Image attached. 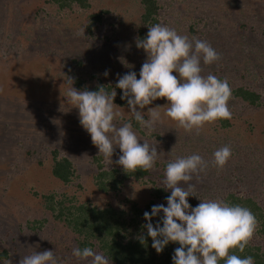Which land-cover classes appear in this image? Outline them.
<instances>
[{
	"label": "rangeland",
	"instance_id": "1",
	"mask_svg": "<svg viewBox=\"0 0 264 264\" xmlns=\"http://www.w3.org/2000/svg\"><path fill=\"white\" fill-rule=\"evenodd\" d=\"M203 1H208L207 5L213 8L214 2L223 3L224 0ZM86 2L88 9H78L75 4L73 10L69 11L60 10L52 0H0V249L5 248L10 257L3 264H19L23 256L34 250L55 251L58 257L64 259V264H87V261L72 255L74 236L65 231L61 224L54 223L49 215H41L38 200L32 198L31 193L66 194L79 203L89 200L92 205L101 207L108 201L126 208L133 202L138 206L146 204L152 199L153 184L160 187L165 179L163 166L160 165L153 172L151 181H124L121 189L113 196H106V199L92 191L89 184L91 157H100L99 162L105 168L118 167L116 161L122 153L117 146L111 157L112 163L99 154L90 134L80 124L79 110L66 98V81L68 77L79 80L78 90L92 88L99 80L113 84L118 80V74H114V71L117 73L120 65L117 63L120 61L116 58L117 53L124 51L126 56L133 55V51H126L133 48L137 32L142 28L138 25V0ZM257 2L251 0L250 3L254 5ZM159 3L158 20L161 24L182 34L187 32L189 39L196 37L206 40L221 55V59L211 65L201 64L202 68H208V73L203 70L202 75H220L228 80L231 87L241 84L251 88L260 95L261 105L252 108L236 101L229 104L232 112L229 129H206L205 136L195 134L196 139H192L190 133L188 145L196 148L190 150L186 148L187 140L183 138L186 133L184 129L165 115L168 101L159 98L162 103L153 101L143 111L146 112L148 107L160 106L156 110L161 113L159 124L163 127L158 124L154 130L140 127L142 133L137 134L149 143H154L152 141L158 135L163 138L161 142L168 141L169 145L163 148L164 151L159 150L157 144V152L161 153L157 161L160 160L161 164L192 154H198L208 162L206 171L191 181L195 185L194 196L188 198L192 207H196L200 200H222L230 192L241 196L253 195L256 202L264 206V81L262 75L251 69L255 65L264 72V54L256 56L252 66L241 59L237 62L240 47L244 49L247 46L245 36L235 35L234 38L229 30L222 27L213 29V32L208 26V29L204 25L201 27L200 21L193 19L195 10L187 11L184 2L182 9L178 10L175 6L171 7V0H159ZM102 10L101 23L91 30L89 36H81L80 31L85 32L81 30L84 15ZM125 24H128V29L124 27ZM241 24L244 30H253V42L264 52V20L241 18ZM146 34L143 32L141 36ZM37 38L41 45L39 49L27 47ZM90 45L98 51L89 53L92 60L81 61L84 59L81 47L88 49ZM108 47H111L110 51L106 50ZM111 56H116L115 61H111ZM131 63H134L133 59ZM106 70L109 73L107 77L104 76ZM117 111L123 113V120L116 121L118 126L132 116L129 107L117 108ZM139 142L142 144L143 140ZM224 145L231 148L235 160L230 158L224 168L218 169L211 163L213 153ZM37 146L41 148L36 153H39L42 161H46L44 168L37 166L35 159H24L26 150ZM47 149L60 151V156L66 157L72 165L74 176L66 188L49 175ZM249 165L255 174L251 184L243 179L244 173L249 175L246 172ZM243 180L251 185L252 195L250 191L247 193ZM18 186H21L20 190ZM168 191L171 193V190ZM154 202L155 205L163 204L156 200ZM25 220L41 221L43 224L40 229L28 231L24 227ZM251 242L264 251V234L256 232ZM36 245L39 247L36 248Z\"/></svg>",
	"mask_w": 264,
	"mask_h": 264
},
{
	"label": "clouds",
	"instance_id": "2",
	"mask_svg": "<svg viewBox=\"0 0 264 264\" xmlns=\"http://www.w3.org/2000/svg\"><path fill=\"white\" fill-rule=\"evenodd\" d=\"M135 43L147 56L139 79L135 71L123 76L118 74L115 88L122 90L121 99L127 101L132 117L141 128L154 130L161 122V113L156 110L160 106L143 111L159 98L168 101L165 112L168 118L197 135L205 124L232 118L229 108L232 88L228 80L211 73L202 75V63L211 65L221 59L209 42L196 37L189 39L174 28L156 23L148 26L146 37H137ZM108 74L106 70L104 76ZM66 83L67 100L79 110L81 126L90 134L92 143L105 160L112 163L111 157L118 146L122 155L116 163L126 173L155 167L161 154L157 152V142L141 139L131 121L117 125V120H123V113L117 111L119 106L114 103L115 88L109 91L104 85H98L95 91L87 87L78 90L73 87L72 77H68ZM231 156V148L223 146L213 153L211 163L222 169ZM207 168L208 162L198 154L168 161L162 181V187L171 190L166 197L167 206L154 205L151 213L145 212L144 219L148 222L142 228L151 237V246L158 254L170 242H178L180 247L174 250L173 264H219L221 260L224 264H255L252 256L242 258L235 254L237 250L244 252L258 227V220L249 208L219 199L200 200L196 207L189 204L188 198L194 196L195 188L191 181L194 177L198 179ZM160 213L163 216L154 226L152 219ZM139 240L145 243L143 235ZM72 255L87 264H111L106 255L92 247H75ZM19 264H64V259L52 250H34L23 256Z\"/></svg>",
	"mask_w": 264,
	"mask_h": 264
},
{
	"label": "trees",
	"instance_id": "3",
	"mask_svg": "<svg viewBox=\"0 0 264 264\" xmlns=\"http://www.w3.org/2000/svg\"><path fill=\"white\" fill-rule=\"evenodd\" d=\"M54 3L58 4L60 10H73V5L76 8L80 9H88L89 5L86 1L88 0H52ZM184 2V8L187 11H191L192 9L195 10V15L193 19L199 20L201 23V27L203 25L210 29L213 32V29H217V27H222L225 30H229V33L237 37H241L242 35L247 38V46L246 48L242 49L240 47L239 56L241 61L245 64H249L252 66L254 63V59L256 56L261 57V53L264 52L258 48V44L253 42V36H251L250 30H244L243 25L241 24L242 19H259L264 20V2L263 0H258L257 3L252 5L250 2L251 0H224L223 3L214 2L209 7L208 1L199 0L196 2L194 0H171V7L175 6L176 9H182L181 4ZM159 0H138V25L139 28L142 30L137 32L136 38H144L145 36H141L143 32H148V26H152L156 23H160L158 20V13H159ZM104 14V11H100L97 13H88L84 15V19L81 20L83 22V27L81 26L80 35L89 36L91 30L99 23H101V17ZM80 24V23H79ZM97 27V26H96ZM95 27V28H96ZM128 29V24L125 26ZM83 28V29H82ZM208 29V28H207ZM176 30V29H175ZM122 31H126L122 29ZM177 31V30H176ZM181 35L182 34L178 32ZM249 37V38H248ZM117 39V37H116ZM79 41V40H78ZM80 42V41H79ZM238 42V40H237ZM30 44L27 47H33L35 50L39 49L41 46L38 38L29 42ZM81 43V42H80ZM82 44V43H81ZM130 51H133L134 54L131 56H126L124 51H119L116 56H111V61H115L114 57L119 59L117 61L119 63V68H117V73L114 71V74H124L128 73L129 71H135L137 74V79H139V73L143 62L146 60L147 56L143 49H138L136 43ZM240 46V45H239ZM111 47L107 48L106 50L110 51ZM105 50V51H106ZM119 50V49H118ZM242 50V51H241ZM94 46L90 45V48L83 49L81 47V53L84 55V59L81 61H90L93 57L89 55L90 52L96 53ZM109 53V52H108ZM241 53V55H240ZM131 59L134 60V63H131ZM90 65L93 62H88ZM141 63V64H140ZM80 64V62L78 63ZM116 63L113 64V66ZM204 65V64H203ZM112 66V67H113ZM239 68V67H238ZM257 68V69H254ZM252 71L254 73H259L262 75L264 81V72L261 67L252 66ZM204 73H208V68H203ZM261 73V74H260ZM177 75L176 73H173ZM218 74V73H217ZM249 74V73H248ZM221 79H223L220 75H215ZM256 77V76H255ZM260 79V78H258ZM75 83L73 87L79 89L80 81L74 79ZM103 81L99 80L95 86L92 88H88L90 91L98 90V85H104L109 91L112 88H115L117 80L112 82L113 84L109 83H102ZM108 82V80L106 81ZM232 88V98L229 101L231 105L234 101L243 103L246 106L257 108L261 105L260 95L252 90L251 88H247L244 85H236ZM117 93L114 103L119 106L120 109H126L128 107L127 101L121 99L122 90L115 88ZM158 100V99H157ZM167 101V100H166ZM158 103H162L161 100L157 101ZM147 119V117H145ZM131 121L133 124L134 130L141 134L142 131L139 129L140 125L134 120L132 116L126 119L125 122ZM232 118L230 120L222 119L217 120L211 124H205V129H201L200 134L205 136L206 129H214L217 128L221 130L229 129L231 125ZM161 126V124L158 123ZM209 125V127H208ZM163 127V126H161ZM181 130V129H180ZM185 131V130H184ZM183 135V138L186 139V148L188 147L191 149H196L195 146H189L188 142L191 139L195 138V131L187 132ZM181 134V132H178ZM191 133V136H190ZM153 135V134H152ZM156 135V134H155ZM153 135V136H155ZM152 136V137H153ZM165 136V135H164ZM172 137V136H171ZM162 138V137H161ZM161 138L155 136L152 142H157L159 150H163L164 147L168 146L169 143L161 142ZM142 139V138H141ZM163 139V138H162ZM196 139V138H195ZM168 140V139H167ZM200 142V139H199ZM201 144V142H200ZM226 146V145H224ZM41 147L37 146L35 149L30 148L26 150V154L24 159L31 160L35 159V164L40 168H44L46 166V161L40 158L39 153H36L37 149L39 150ZM49 150V162L47 164L48 172L52 180H56L62 187L66 188L70 183L71 179L73 178L74 170L72 168L71 163L64 157L63 155L60 156V151L55 149H47ZM215 149L214 151H216ZM164 151V150H163ZM235 157L231 156V159ZM47 159V158H46ZM92 162L90 165L92 166L90 170V186L92 191L95 192L96 196L106 199V196H113L116 194L122 187L124 181H136L140 182L142 180L151 181V177L155 169H157L160 165L163 166L162 171L165 172L167 162L160 163L156 161L155 167L153 170L150 171H143L137 170L135 173L129 172L126 173L121 165L118 167H109L105 168L100 162V157H91ZM235 160V159H234ZM234 160L232 164L234 163ZM45 164V165H44ZM215 167V166H214ZM222 171V170H221ZM246 172L249 175L244 173L243 179L253 181L255 177L253 175L254 170L248 166ZM161 175V174H160ZM162 176V175H161ZM159 176V177H161ZM162 178V177H161ZM242 182V184L246 181ZM161 183V181H160ZM241 183V182H240ZM258 183V181H257ZM247 186V193L251 190L252 187L250 184L246 183ZM225 185V183H222ZM229 185V184H227ZM244 186V185H243ZM19 190L21 186H18ZM231 187V185H230ZM245 187V186H244ZM256 187V186H254ZM5 188V187H4ZM84 188V187H83ZM79 189V187H78ZM94 194V195H95ZM171 193L165 190L161 185L160 187H156L153 184V189L151 191V198L148 202L142 206H138L134 202L130 204V206L123 208L117 205L111 204L110 202L106 201L103 206L98 207L92 205L89 200H84L79 203L76 199L72 197H67L66 194H62L60 196H55L52 193L47 194H39L37 191L31 193L32 198L36 199L37 204L41 208V215H49L50 219L53 220L54 223L61 224L63 229L74 236V243L75 247H79L83 249L84 247H92L94 251L98 253H102L106 255L110 260L111 264H173L172 256L174 255V250L180 245L178 242H170L167 246H165L164 250L161 253H157L156 250L151 246L152 239L147 235L146 229L142 228V225L147 223L144 219V213L149 212L151 213L152 206L155 205L156 202L154 200L159 201L165 206H167L166 197L169 196ZM253 196V195H252ZM252 196H241L236 194L235 192L227 193L223 197V201L232 204V205H240L243 207L249 208L256 216L258 220V229L256 230L257 233L264 234V206L261 207L256 200ZM31 198V199H32ZM263 198V196H262ZM33 200V199H32ZM189 202V201H188ZM163 213H160L159 216L153 217L152 223L155 226L156 223L160 222ZM43 222L39 221H27L24 222V227L28 231H32L35 229H40L42 227ZM162 226V225H161ZM143 235L145 237V243H141L139 237ZM237 255L243 257L252 256L255 260V264H264V251L260 249L259 246L250 243L245 248L244 252L241 253L238 250L236 251ZM9 253L5 248L0 249V264L6 263L9 260ZM219 264H224V261L221 260Z\"/></svg>",
	"mask_w": 264,
	"mask_h": 264
}]
</instances>
